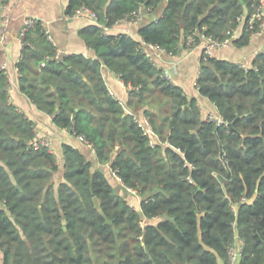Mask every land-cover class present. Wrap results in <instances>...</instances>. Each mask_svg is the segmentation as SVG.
Masks as SVG:
<instances>
[{"label": "trees", "instance_id": "16d2710c", "mask_svg": "<svg viewBox=\"0 0 264 264\" xmlns=\"http://www.w3.org/2000/svg\"><path fill=\"white\" fill-rule=\"evenodd\" d=\"M260 1L68 0V15L81 6L96 15L80 29L95 56L53 57L40 21L25 32L20 90L58 127L82 136L140 202L134 207L66 142L55 181L56 153L34 145V122L9 100L0 69V264H229L235 244V264H264V51L249 67L202 52L196 87L216 106L217 123L140 48L143 40L175 53L195 29L197 43L203 35L224 39L241 15L232 43L244 45L246 15ZM140 4L160 11L140 24V39L105 30ZM104 67L129 86L133 112L110 91ZM139 111L154 128L152 144Z\"/></svg>", "mask_w": 264, "mask_h": 264}, {"label": "crops", "instance_id": "0c3cea01", "mask_svg": "<svg viewBox=\"0 0 264 264\" xmlns=\"http://www.w3.org/2000/svg\"><path fill=\"white\" fill-rule=\"evenodd\" d=\"M68 0H9L2 6V13L11 16L8 31L4 40L0 38V69L7 73L10 88L8 90L9 100L17 108L24 112L28 118L34 122L36 137H42L49 133L59 163V170L54 174V180L62 178L63 157L62 144L64 142L78 147L95 167H102L112 184H119V179L112 173L109 164H100L95 152L83 139L75 135L68 128L58 127L53 117L48 113L38 109L32 100L19 88L17 62L21 55L22 43L19 31L25 16L37 18L51 35L61 56L69 53H83L87 56H95V51L86 44L80 34V29L88 24L96 23V20L88 13L78 15H68L66 7ZM160 11H147L142 14L137 23L120 22L107 28L109 33L127 32L137 39H140L138 29L140 24L154 19ZM241 31V29H240ZM203 41L192 48L179 47L175 53L168 51H154L152 60L158 68L164 72H169L172 81L179 85L188 97H195L200 106L201 116L205 118L207 112L215 110L216 106L206 96L199 93L196 87V78L200 73V58L203 52ZM264 51V30L258 34H251L248 43L238 46L231 43L227 46L213 48L211 55L230 59L246 67L252 65L255 55ZM104 77L110 91L121 101L126 110L133 112L126 105L129 98V86L125 85L118 74L107 67L103 69ZM137 119L143 117L142 113L134 112ZM133 193V192H132ZM137 197L138 194L133 193ZM134 197L131 202L134 207H138L140 197Z\"/></svg>", "mask_w": 264, "mask_h": 264}, {"label": "built area", "instance_id": "2783aa9c", "mask_svg": "<svg viewBox=\"0 0 264 264\" xmlns=\"http://www.w3.org/2000/svg\"><path fill=\"white\" fill-rule=\"evenodd\" d=\"M3 5H4L3 3H0V38H1V40L5 39L7 31H8V25L11 21V16H9L7 14L5 15L2 13L1 9H2ZM145 10L150 11L149 8L145 7L143 4H140L137 7V9L132 11L130 14L116 20L113 23V25L120 23V22L137 23L141 19L142 14ZM82 13L90 14L97 22V18H96L95 13L93 11H91L89 8H87L86 6L79 7L73 15H78V14H82ZM244 18H245V15H241L238 17V22H239L238 25L236 27L232 28L229 32V36L224 38V39H218V38L213 37L211 35H203L201 37V41H203V43H202L203 52L211 54L213 48H215V47L230 45L232 43V39L239 36V34L241 33L240 29H242V23H243ZM37 21H39V20L33 16H25L24 17L22 27L19 31V37H20L22 45H23V38H24L25 32L29 28L33 27V25ZM246 23H247V28L251 30V34H258L264 30V0H261L260 3L254 8V10L251 13H249L248 15H246ZM107 28H109V27H105L106 31H107ZM196 33H197V31L195 29V30L191 31L185 38L180 39L178 47L181 46L184 48H192L195 45H197L198 43H200L201 41L198 43L196 42V37H195ZM47 35H48V38L54 43V40L51 37V35L48 33H47ZM54 45H55V43H54ZM140 48L145 53V55L148 56L151 60H152L154 51H158V50L167 51L164 47H162L160 45L145 42L143 40H141ZM53 57H55V58H61L62 57L57 48L55 49V53H54ZM242 66L246 67L244 65H242ZM2 70H4V69L2 68ZM161 71H162V74L164 75V77H166L169 81L173 82L171 74L169 72H166V71L164 72L162 69H161ZM9 88H10V83L8 80L7 90H9ZM8 97H9V93H8ZM199 108H200V106H199ZM205 118L208 120L215 121L217 123H220L223 121V119L219 115L217 109H216V111L212 110V111L207 112ZM136 120L140 124L143 125L144 133L151 135L152 140L150 141V143L151 144L154 143V138L157 136L155 134V131H154V128H153L151 122L144 116L141 119L136 118ZM79 137L81 139H84L82 136H79ZM34 145L35 146L43 145V146H46L51 151L54 150L49 133H46L42 137H36V139L34 140ZM112 173L117 176V174L115 173L114 170H112ZM133 193H134V191H133ZM240 247H241L240 245H237L236 247H234V245H233L230 248V251H229L230 263L229 264H234L235 261L237 260V257H238L239 251H240Z\"/></svg>", "mask_w": 264, "mask_h": 264}, {"label": "rangeland", "instance_id": "374dc122", "mask_svg": "<svg viewBox=\"0 0 264 264\" xmlns=\"http://www.w3.org/2000/svg\"><path fill=\"white\" fill-rule=\"evenodd\" d=\"M115 188L119 191V192H122V194L125 196V197H127L128 199H129V201L130 202H133V203H135L134 202V197H136V196H134V194L132 193V192H129V191H125L124 189H122L121 188V186L119 185V184H115ZM139 197H140V195H137V199H139ZM137 206H138V204H136ZM238 244H235L234 245V247H236ZM235 262H237V261H235ZM235 264V263H234Z\"/></svg>", "mask_w": 264, "mask_h": 264}, {"label": "water", "instance_id": "95a60500", "mask_svg": "<svg viewBox=\"0 0 264 264\" xmlns=\"http://www.w3.org/2000/svg\"><path fill=\"white\" fill-rule=\"evenodd\" d=\"M71 69L74 70L78 75L83 76L82 73H80V72H79L78 70H76L74 67H71ZM93 199H94L95 206H96L97 208H100V203H99V200H98L97 196H94ZM139 214L142 215V211H141V210H139ZM117 251H118V246H117V248H116V252H117ZM55 257L58 258V256H56V255H55Z\"/></svg>", "mask_w": 264, "mask_h": 264}]
</instances>
